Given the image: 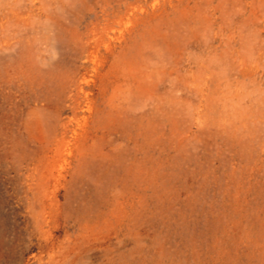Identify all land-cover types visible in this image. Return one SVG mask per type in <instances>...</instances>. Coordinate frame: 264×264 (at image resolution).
Wrapping results in <instances>:
<instances>
[{
    "label": "rangeland",
    "instance_id": "374dc122",
    "mask_svg": "<svg viewBox=\"0 0 264 264\" xmlns=\"http://www.w3.org/2000/svg\"><path fill=\"white\" fill-rule=\"evenodd\" d=\"M0 264H264V0H0Z\"/></svg>",
    "mask_w": 264,
    "mask_h": 264
}]
</instances>
